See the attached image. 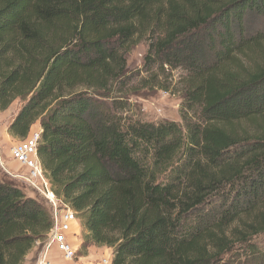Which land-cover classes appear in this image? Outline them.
I'll return each mask as SVG.
<instances>
[{
    "label": "trees",
    "instance_id": "16d2710c",
    "mask_svg": "<svg viewBox=\"0 0 264 264\" xmlns=\"http://www.w3.org/2000/svg\"><path fill=\"white\" fill-rule=\"evenodd\" d=\"M252 14L264 0H0V113L23 102L8 127L21 140L40 124L44 173L84 228L79 256L264 264V36L247 35ZM141 43L147 72L181 70L182 123L130 119L127 56ZM52 227V211L0 178V264H25Z\"/></svg>",
    "mask_w": 264,
    "mask_h": 264
},
{
    "label": "rangeland",
    "instance_id": "374dc122",
    "mask_svg": "<svg viewBox=\"0 0 264 264\" xmlns=\"http://www.w3.org/2000/svg\"><path fill=\"white\" fill-rule=\"evenodd\" d=\"M246 33L249 37H262L264 36V16L262 15H250L247 18ZM148 51V45L141 43L135 46L127 56V65L130 75L134 76L133 85L136 92H131L129 101L132 104V113L129 115L130 119L141 121L145 123L159 124L163 122H178L182 123L180 107L182 104V95L176 92V82L181 74V70L174 71L173 73H163L158 67H154L152 72L145 70L144 58ZM155 77L158 82L164 84L169 88L170 92L167 93L164 90L158 89L154 82ZM149 80V83L144 86L143 81ZM156 80V81H157ZM23 106L21 100H16L12 106L3 113H0V159L3 161L2 156L8 155L9 151L17 143L21 142V139L15 138L8 132V127L14 118L17 116ZM40 127L39 123H36L32 130ZM2 136L7 137L9 141L13 143L8 148L3 146ZM4 162V161H3ZM0 178L1 180H11L16 184L28 197H32L42 202L48 210L52 211L46 201L41 198L36 192L32 191L25 185V182L21 179H13L7 175L0 166ZM80 218V215H78ZM81 235L80 246L82 245L84 228L81 222L80 228ZM258 243L261 249L264 250V235L258 238ZM46 242V241H45ZM81 248V247H80ZM107 247H92L88 252L87 258L83 260L86 264H95L104 255L107 254ZM112 250V249H111ZM38 250H34L27 258L25 264H35L38 257ZM56 264H65L55 254Z\"/></svg>",
    "mask_w": 264,
    "mask_h": 264
},
{
    "label": "built area",
    "instance_id": "2783aa9c",
    "mask_svg": "<svg viewBox=\"0 0 264 264\" xmlns=\"http://www.w3.org/2000/svg\"><path fill=\"white\" fill-rule=\"evenodd\" d=\"M41 135L42 129L38 127L12 148L13 160L27 168V176L10 171L1 159L0 166L13 179L23 180L25 185L41 196L52 209L53 227L38 253L35 264H56L55 254H58L65 264H86L82 262L85 258L78 253L81 235L79 214L56 196L52 183L44 173L38 155ZM106 250V256L95 264H113V252L109 248Z\"/></svg>",
    "mask_w": 264,
    "mask_h": 264
},
{
    "label": "crops",
    "instance_id": "0c3cea01",
    "mask_svg": "<svg viewBox=\"0 0 264 264\" xmlns=\"http://www.w3.org/2000/svg\"><path fill=\"white\" fill-rule=\"evenodd\" d=\"M1 139H2V142H3V146L4 147H7L8 148L11 144L13 145V143L11 141H9L7 139V137L2 136ZM11 151H12V149L9 151V154L8 155L2 156V159H3L4 163H5V165L12 172H14L16 174H23L24 176H27L28 175L27 168H25L22 165H19L17 162H15L13 160Z\"/></svg>",
    "mask_w": 264,
    "mask_h": 264
}]
</instances>
